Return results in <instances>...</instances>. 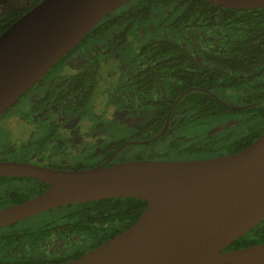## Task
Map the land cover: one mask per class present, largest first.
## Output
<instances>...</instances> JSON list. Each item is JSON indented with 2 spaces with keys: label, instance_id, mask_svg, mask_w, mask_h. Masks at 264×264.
Listing matches in <instances>:
<instances>
[{
  "label": "flooded vegetation",
  "instance_id": "obj_1",
  "mask_svg": "<svg viewBox=\"0 0 264 264\" xmlns=\"http://www.w3.org/2000/svg\"><path fill=\"white\" fill-rule=\"evenodd\" d=\"M131 1L105 16H112L107 19L106 32L100 27L103 17L0 115V131L5 129L11 141L3 145L0 137V161L62 172L129 160L206 159L241 150L233 146L246 129L243 116L264 100V90H260L264 83L251 84L250 92V88H235L213 93L189 85L176 97L174 89L160 83L156 65L150 72V60L142 57L147 40L162 37L187 40L190 45L196 38L210 36L175 32L162 9L148 16L133 15L127 7ZM121 11L123 20L113 17ZM193 91L209 93L239 112L220 118L181 106V98ZM229 92L235 95L227 96ZM168 96L172 101L163 112L161 103ZM88 108L97 111L84 112ZM191 125L206 128L201 134L183 135L181 130ZM51 187L49 180L36 176L0 175V210L40 196ZM78 203L55 205L1 226L0 264H57L112 237L93 246L94 237L87 233L95 234L99 226L114 231L117 225L99 224L90 216L78 220ZM33 227L39 229L30 234L27 230Z\"/></svg>",
  "mask_w": 264,
  "mask_h": 264
},
{
  "label": "water",
  "instance_id": "obj_2",
  "mask_svg": "<svg viewBox=\"0 0 264 264\" xmlns=\"http://www.w3.org/2000/svg\"><path fill=\"white\" fill-rule=\"evenodd\" d=\"M131 0H40L0 33V115L103 17ZM235 9L264 0H205ZM49 180L45 193L0 210V227L59 204L136 197L135 221L57 264H264V242L226 247L264 220V132L243 149L196 160H129L56 172L0 161V175Z\"/></svg>",
  "mask_w": 264,
  "mask_h": 264
},
{
  "label": "trees",
  "instance_id": "obj_3",
  "mask_svg": "<svg viewBox=\"0 0 264 264\" xmlns=\"http://www.w3.org/2000/svg\"><path fill=\"white\" fill-rule=\"evenodd\" d=\"M127 7L133 11V15L139 14L140 17L162 9L164 18L170 19L168 23H172L175 32L192 31L210 36L208 39L196 38L190 45L187 40H165L162 37L147 40L146 53H142V57L146 55L150 60V72L154 70V64L157 66L160 83L174 89L172 91L177 94L176 97L189 85L203 86L213 93L225 89H249L251 84L264 83V8H225L205 0H133ZM29 8L0 12V33ZM123 16L121 11L113 17L122 19ZM111 17L107 16L100 22V27L105 29L100 30L107 31V19ZM191 50L193 53H190ZM189 81L191 84H174ZM260 90H264V84L260 85ZM171 101L169 96L163 98V112L167 111ZM179 104L206 116L220 118L239 112L204 91L185 95ZM243 117L246 129L242 138L234 144L235 150L244 148L264 131V100L250 108ZM145 205L146 202L140 198L114 197L79 202L76 207L78 220L90 216L99 224L107 221L110 225H117L114 231L102 230L99 226L95 234L87 233L94 237V246L132 224ZM38 229L33 227L27 231L31 234ZM260 242H264V220L232 241L226 249Z\"/></svg>",
  "mask_w": 264,
  "mask_h": 264
},
{
  "label": "rangeland",
  "instance_id": "obj_4",
  "mask_svg": "<svg viewBox=\"0 0 264 264\" xmlns=\"http://www.w3.org/2000/svg\"><path fill=\"white\" fill-rule=\"evenodd\" d=\"M37 1H39V0H0V12L8 11V10H11V9H22V8H26L27 6H30V5H33V4L35 5V3ZM60 65H62V64H60ZM229 95H231V97H232V96L235 95V93L234 92H229V93H227V96H229ZM224 97H226V96H224ZM16 110H18V109L17 108L11 109L6 114L5 117L11 115ZM96 111L97 110H93L92 108H88L84 112L91 113V112H96ZM205 128H206L205 126L191 125V126H188L186 128V130H184V129L181 130V133L183 135H185V136H193V135L201 134L204 131ZM6 134H7V132L5 131V129H3V131H0V137L3 136V145H6L9 142H11L10 140H7L6 139Z\"/></svg>",
  "mask_w": 264,
  "mask_h": 264
}]
</instances>
